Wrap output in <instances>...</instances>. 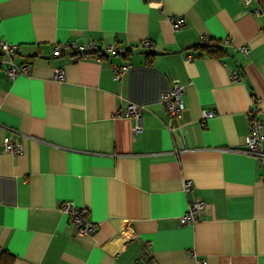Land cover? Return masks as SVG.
Segmentation results:
<instances>
[{
	"label": "crops",
	"instance_id": "1",
	"mask_svg": "<svg viewBox=\"0 0 264 264\" xmlns=\"http://www.w3.org/2000/svg\"><path fill=\"white\" fill-rule=\"evenodd\" d=\"M0 40L31 66L10 79L0 62V257L264 264V170L244 151L254 100L264 119V0H0ZM67 40L120 51L53 57ZM209 41L211 55L200 47ZM112 64L128 65L119 80ZM172 79L185 107L170 117L161 95ZM128 102L144 106L135 135L134 119L117 115ZM203 109L215 113L202 120ZM4 137L22 153L7 152ZM196 199L203 215L180 223ZM64 201L90 209L94 234L76 233Z\"/></svg>",
	"mask_w": 264,
	"mask_h": 264
},
{
	"label": "built area",
	"instance_id": "2",
	"mask_svg": "<svg viewBox=\"0 0 264 264\" xmlns=\"http://www.w3.org/2000/svg\"><path fill=\"white\" fill-rule=\"evenodd\" d=\"M243 4L247 5L251 0H242ZM253 13L260 14L259 10H253ZM172 22L173 28L177 29L182 24L185 23V18L183 16L169 17ZM204 41V39H203ZM224 42H229L225 39ZM140 44L144 47L154 48L155 46L151 44L148 40H142ZM64 50H69L73 53L72 58L78 60L81 58L96 57L100 58L104 54L103 52H108L110 54H117L120 48L113 44H109L101 48L98 43L87 42V43H77L74 40H67L61 43H55L52 46V56L58 57L62 54ZM242 50L247 53V49L242 46ZM18 51V46L16 44L9 43L5 40H0V62L2 63V71L7 78H14L18 74H28L30 72L31 66L29 62L17 63L15 61V56ZM195 55L192 53L187 54V58H194ZM128 65L122 64H112V69L114 71V78L119 80L122 73L126 71ZM55 78L62 79L64 73L61 69L55 72ZM231 79L238 80L239 73L237 71L231 72ZM184 90L185 86L180 83L178 79H172L170 86L167 91L163 92L161 95V102L170 117L176 116L184 107ZM255 101V100H254ZM253 101L251 107L248 111V132L245 138L246 147L244 151L250 155L255 156L264 170V119L259 118L257 115L260 112L259 107ZM144 110V106L128 102L126 106L120 110L117 115L125 116L127 118L134 119V124L131 127L132 134L135 135L141 129L139 124V119ZM213 110L203 109L201 111V119L205 120L208 117L214 115ZM4 149L12 154H20L23 151L21 144H13L9 141L7 137L3 138ZM193 183L189 179L183 181V190L188 193L192 190ZM206 208V202L201 199H196L191 201L183 214L179 216L180 223H195L204 213ZM59 209L65 213L71 224L73 225L76 233L78 235H92L97 229V224L90 219V209L86 206H76L71 201H64ZM132 231L127 236L128 238H134L135 234ZM143 264V263H138Z\"/></svg>",
	"mask_w": 264,
	"mask_h": 264
},
{
	"label": "trees",
	"instance_id": "3",
	"mask_svg": "<svg viewBox=\"0 0 264 264\" xmlns=\"http://www.w3.org/2000/svg\"><path fill=\"white\" fill-rule=\"evenodd\" d=\"M201 49L204 51V53L208 54V55H211L212 53H214L216 50H218V45L215 43V42H205L204 44H202L201 46ZM216 55V54H214ZM3 253L0 257V264H10L11 261H9L7 259V257L11 260V258L9 257V255H5Z\"/></svg>",
	"mask_w": 264,
	"mask_h": 264
}]
</instances>
